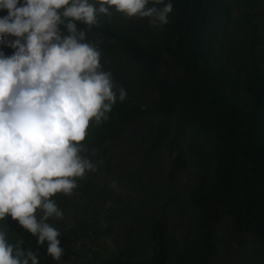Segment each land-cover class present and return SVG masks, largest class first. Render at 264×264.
<instances>
[{
  "label": "rangeland",
  "instance_id": "1",
  "mask_svg": "<svg viewBox=\"0 0 264 264\" xmlns=\"http://www.w3.org/2000/svg\"><path fill=\"white\" fill-rule=\"evenodd\" d=\"M226 2L233 22L220 29L212 44L213 58L217 64L241 69L244 74L250 71L252 62L264 68V0H254L253 5L248 0ZM4 14L0 11V16ZM149 19L128 18L112 10L110 17L101 15L99 23L143 36L158 29ZM249 22L257 29L254 49L249 44ZM60 28L65 32L62 25ZM86 40L99 49L102 70L112 74L116 88L122 86L127 92L126 99L116 103L138 104L141 109L127 125L118 122L113 111L100 124L90 122L84 144L88 151L82 154L95 163V171L77 178L71 195L57 193L52 197L64 215L62 219L49 218V224L71 237L76 256L62 264L148 259L161 217L177 256L187 262L195 238V198L213 183L216 175V139L192 127L184 108L171 116L145 109L157 99V93L138 84L137 70L125 59V50L118 40L98 32H87ZM2 50L5 55L14 52L8 47ZM249 100V95L241 92V116L247 120V129L252 117ZM261 115L264 131V107ZM176 128L180 133L172 148L170 142ZM177 148L182 150L184 166L170 181L168 174ZM0 229L6 231L9 242L15 243L20 240L23 227L6 217L5 221L0 220ZM235 264H264V244L249 238L243 247H237Z\"/></svg>",
  "mask_w": 264,
  "mask_h": 264
},
{
  "label": "clouds",
  "instance_id": "2",
  "mask_svg": "<svg viewBox=\"0 0 264 264\" xmlns=\"http://www.w3.org/2000/svg\"><path fill=\"white\" fill-rule=\"evenodd\" d=\"M151 3L152 6L149 7ZM112 10L147 17L163 28L172 0H0V220L11 217L59 261L63 218L52 197L71 195L77 178L95 171L82 143L90 122L106 121L124 101L112 74L102 70L99 49L87 42L91 28ZM65 32H61L60 26ZM40 213L38 216L37 213ZM9 242L0 229V264H39L37 252Z\"/></svg>",
  "mask_w": 264,
  "mask_h": 264
},
{
  "label": "trees",
  "instance_id": "3",
  "mask_svg": "<svg viewBox=\"0 0 264 264\" xmlns=\"http://www.w3.org/2000/svg\"><path fill=\"white\" fill-rule=\"evenodd\" d=\"M172 2L168 24L143 36L101 23L87 28L77 22L86 33L98 32L119 41L125 59L137 70L138 84L157 93V99L145 109L171 116L184 108L192 127L216 139V175L213 183L196 195L195 238L187 262L177 256L161 217L156 223L151 257L111 264H235L237 247H243L249 238L264 244V131L260 126L264 68L252 62L244 74L241 69L217 64L213 58L212 44L220 29L233 22L226 0ZM248 2L254 4V0ZM249 26V44L254 49L257 29L251 22ZM241 92L250 97L248 129L247 120L241 116ZM140 109L138 104L115 103L112 111L118 122L127 125ZM179 133L176 128L170 147H176ZM183 166V153L177 148L168 174L170 181ZM58 239L63 248L59 261L47 254V242L38 245L37 237L25 229L20 236L24 249L37 252L39 264H62L76 257L71 237L61 234Z\"/></svg>",
  "mask_w": 264,
  "mask_h": 264
}]
</instances>
